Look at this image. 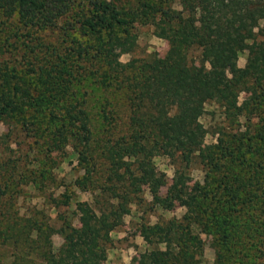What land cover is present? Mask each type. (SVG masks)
<instances>
[{
	"label": "trees",
	"instance_id": "trees-1",
	"mask_svg": "<svg viewBox=\"0 0 264 264\" xmlns=\"http://www.w3.org/2000/svg\"><path fill=\"white\" fill-rule=\"evenodd\" d=\"M172 1L0 0V27L15 16L29 33L75 31L65 47L36 37L23 49L21 68L0 62V123L7 125L0 142L20 152L0 161V264H104L111 232L132 204L152 210L174 202L185 207L181 218L141 217L139 231L152 244L142 264H203L202 234L212 264H264V0ZM137 20L152 24L168 49L122 62L115 50L135 48ZM209 102L223 119L216 142L204 147L200 118ZM68 147L83 170L74 184L93 187V201H76L70 211L71 195L50 194L55 217L41 209L21 214L15 184L26 178L44 189L55 180L53 155L65 156ZM159 155L175 166L164 195ZM32 160L35 170L21 173V163ZM196 162L203 183L190 187L187 170ZM142 178L151 200L142 195ZM55 234L62 237L57 249Z\"/></svg>",
	"mask_w": 264,
	"mask_h": 264
},
{
	"label": "rangeland",
	"instance_id": "rangeland-1",
	"mask_svg": "<svg viewBox=\"0 0 264 264\" xmlns=\"http://www.w3.org/2000/svg\"><path fill=\"white\" fill-rule=\"evenodd\" d=\"M121 4L132 7L135 5L136 0H118ZM172 4L178 7L177 0H173ZM133 31L136 33L137 40L136 46L130 53H119L115 50V55L122 62H127L131 59H147L151 56L158 55L163 56L168 49V42L164 38L157 36L155 27L152 24L145 23L142 20L133 22ZM68 36L63 34L61 28H56L53 31H31L27 32L26 29L17 22L16 17L9 19L6 23L0 27V44L4 46V53L0 54V62H8L9 65H16L21 68L24 64L21 58L23 49H26V45H32L36 40L42 39L45 42L57 43L63 47L70 44V39L74 37L75 31L68 32ZM247 51L238 53V65L243 67L246 63ZM191 58L193 64H198L199 51L194 49L191 51ZM93 70L94 66L89 67ZM88 79L94 85V73L89 72ZM246 94L244 92L239 95V103H245L247 101ZM223 116L221 109L213 102H209L205 105V111L200 120L207 129V135L204 140V147H208L212 143L216 142V135L213 133L216 124L222 122ZM7 131V125L0 123V135ZM6 145L0 142V161L7 160L11 156L14 160L18 157L20 152L10 153L5 148ZM11 147L15 148L14 145ZM65 156L58 153L53 156L58 159L56 168H53L51 174L54 177V181H46V187L44 189H38L31 183H27L26 178H21L15 184L13 189V195L15 196L14 208L19 209L21 214H32L35 210L41 209L48 212L52 217L56 216V209L50 207V194L54 196H60L63 193L65 195H71L70 211L75 208L76 201H93V195L97 191L93 187H87L85 189L77 187L74 182L77 177L83 174L81 166L78 164L76 154L72 151L71 147H68ZM35 161L24 162L18 167L21 173L28 174V172L35 170ZM154 163L157 171L165 173L164 184L161 188V194L164 195L167 188L173 181L175 166L172 161L165 155H159L154 158ZM101 162L97 164L98 174H101L103 169ZM191 176V181L188 182L190 187L196 184L203 183V172L198 162L193 163L187 170ZM141 186L143 189L142 195L146 200H151V195L148 190V180L141 179ZM132 210L130 214L124 216L123 224L116 230L111 232L113 239L112 245L108 250L107 260L104 264L111 262H120L119 264H142V254L152 244L148 237L142 235L139 231L140 223L145 220L150 223L157 221H165L167 219L176 217L181 218L185 212V207L179 206L174 202L168 207L156 206L152 210L147 209L145 206L131 205ZM60 210H63L60 208ZM143 217V220L141 219ZM74 225L80 227V224L76 217L73 219ZM204 239V258L203 264H212L214 260V250L209 244V238L202 234ZM54 247L57 249L62 243V237L59 234L53 236ZM3 250L0 249V255ZM119 255V256H118ZM109 257V258H108Z\"/></svg>",
	"mask_w": 264,
	"mask_h": 264
},
{
	"label": "crops",
	"instance_id": "crops-1",
	"mask_svg": "<svg viewBox=\"0 0 264 264\" xmlns=\"http://www.w3.org/2000/svg\"><path fill=\"white\" fill-rule=\"evenodd\" d=\"M119 256V255H118ZM109 258V257H108ZM120 262H111L109 264H119Z\"/></svg>",
	"mask_w": 264,
	"mask_h": 264
}]
</instances>
